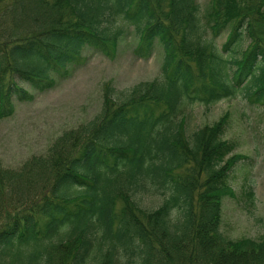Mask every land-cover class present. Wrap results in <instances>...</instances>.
Here are the masks:
<instances>
[{"label": "trees", "instance_id": "1", "mask_svg": "<svg viewBox=\"0 0 264 264\" xmlns=\"http://www.w3.org/2000/svg\"><path fill=\"white\" fill-rule=\"evenodd\" d=\"M125 26L136 58L161 46L160 76L108 87L46 155L0 163V264H264V238L220 230L246 159L224 138L231 113L190 122L225 100L264 107V0H0V118L34 101L27 86L55 89L86 48L115 54ZM148 195L162 204L144 209Z\"/></svg>", "mask_w": 264, "mask_h": 264}, {"label": "rangeland", "instance_id": "2", "mask_svg": "<svg viewBox=\"0 0 264 264\" xmlns=\"http://www.w3.org/2000/svg\"><path fill=\"white\" fill-rule=\"evenodd\" d=\"M205 8L209 0H200ZM140 34L125 26L124 35L112 56L86 48L78 62L69 67V76L55 89L35 95L32 102L15 101V112L0 118V163L4 168L19 169L35 156L47 154L50 146L64 132L93 120L101 111L108 87L119 92L158 78L164 53L157 46L149 59H138L134 49ZM221 43L225 41L223 37ZM226 113L231 124L224 138L238 143L236 154L244 156L229 181L233 196L223 199L220 230L229 240L264 238V107H252L241 98L225 100L206 109L199 107L190 119L191 129L213 125ZM253 192L251 200L249 193ZM160 195L142 198L146 210L162 204Z\"/></svg>", "mask_w": 264, "mask_h": 264}]
</instances>
